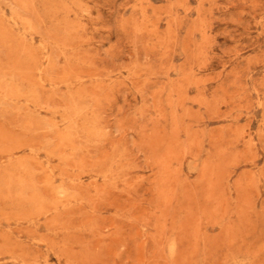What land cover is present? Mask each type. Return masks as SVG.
Masks as SVG:
<instances>
[{
	"label": "rangeland",
	"instance_id": "obj_1",
	"mask_svg": "<svg viewBox=\"0 0 264 264\" xmlns=\"http://www.w3.org/2000/svg\"><path fill=\"white\" fill-rule=\"evenodd\" d=\"M0 264H264V0H0Z\"/></svg>",
	"mask_w": 264,
	"mask_h": 264
}]
</instances>
